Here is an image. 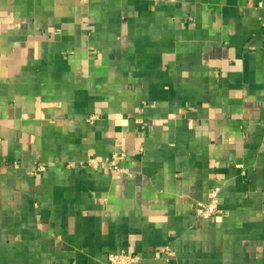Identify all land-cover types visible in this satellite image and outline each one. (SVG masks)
Here are the masks:
<instances>
[{
	"label": "crops",
	"instance_id": "obj_1",
	"mask_svg": "<svg viewBox=\"0 0 264 264\" xmlns=\"http://www.w3.org/2000/svg\"><path fill=\"white\" fill-rule=\"evenodd\" d=\"M166 245L264 264V0H0V264Z\"/></svg>",
	"mask_w": 264,
	"mask_h": 264
},
{
	"label": "built area",
	"instance_id": "obj_2",
	"mask_svg": "<svg viewBox=\"0 0 264 264\" xmlns=\"http://www.w3.org/2000/svg\"><path fill=\"white\" fill-rule=\"evenodd\" d=\"M98 118V115L93 114L90 116L89 121L93 123L98 120ZM124 157L125 154L123 152L115 151L107 156L103 162L96 157H90L81 162L80 166L88 167L94 170H99L103 167H106L117 174H122L124 170L121 167L120 162ZM68 166H72V164H68ZM44 170V166H39L30 172L37 174ZM220 204L221 188L215 187L211 190L210 196L206 202H198L196 204L195 216L203 219L211 218L217 213ZM159 254L166 264H181L178 260L177 254L171 246L166 245L160 248ZM106 260L107 264H139V262L142 260V256L139 254H129L126 251H121L118 253H109Z\"/></svg>",
	"mask_w": 264,
	"mask_h": 264
}]
</instances>
